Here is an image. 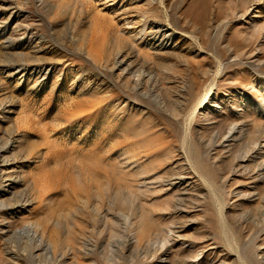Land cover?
I'll use <instances>...</instances> for the list:
<instances>
[{"label":"rangeland","instance_id":"1","mask_svg":"<svg viewBox=\"0 0 264 264\" xmlns=\"http://www.w3.org/2000/svg\"><path fill=\"white\" fill-rule=\"evenodd\" d=\"M130 1L0 0V264H264V0Z\"/></svg>","mask_w":264,"mask_h":264},{"label":"bare ground","instance_id":"2","mask_svg":"<svg viewBox=\"0 0 264 264\" xmlns=\"http://www.w3.org/2000/svg\"><path fill=\"white\" fill-rule=\"evenodd\" d=\"M97 2L99 3V6H100L101 9H106V10H109V11H113L114 14H117L119 16V19H121L123 21V23L129 24L128 27H134L133 26L134 24H139L141 26V28H142L140 30H145L147 28V22L142 23V20H141L140 15H139L138 8L136 6L130 5V3H131L130 0H97ZM118 3H120V4H118ZM5 4H6V2H5ZM5 8L7 10L8 9H12L13 6L7 5ZM11 15H13V12H11ZM130 24H132V25H130ZM155 27L157 28V32L158 33H161V35H162V41L161 42H157V45H154V47H160V48L161 47H164V46L170 47L169 45H167V41L170 38H172L171 36H172L173 33H171L170 30H169V28L166 27L164 24H159V25H156ZM150 32H152V31L150 30ZM155 38L156 37L151 38V44L152 45L155 44L154 43V41H155L154 39ZM10 44H12V43L10 42L9 45ZM120 62L123 63L124 62V59H122ZM31 69H32V72L39 70V69H37L35 67L34 64H32V65H26V64L20 63V64L16 65V68L15 69H13L12 71H10L9 76L13 77V76L19 75V77H20L19 79L21 80V78H23L24 76H26V74H28V71L31 70ZM48 69H51V68L49 67ZM210 105H211V108H213L215 110H217V108L220 107L219 106L220 104H217L216 102L210 103ZM237 132L238 131H237L236 127L235 126H232L227 131H225V132H223L221 134V136H222L221 137V141H220V147H221V149L227 150V149H229L232 146L233 142L237 138ZM1 163H2L3 170L6 171V173H8V178H6V184L4 185L5 187L3 189H1V192L3 193V195H6L10 191H12L11 189L14 188L15 185H16V183L18 182L17 178L12 177V172L16 171V165H14L13 162H8L6 160V158H4ZM0 166H1V164H0ZM177 179L179 181H181L183 178L181 176H179V177H177ZM27 231H28V229H26V232Z\"/></svg>","mask_w":264,"mask_h":264}]
</instances>
